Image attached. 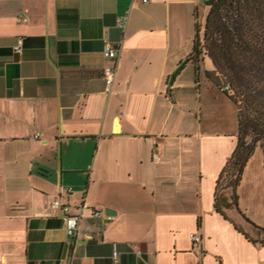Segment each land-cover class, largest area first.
I'll return each mask as SVG.
<instances>
[{"label": "crops", "instance_id": "0c3cea01", "mask_svg": "<svg viewBox=\"0 0 264 264\" xmlns=\"http://www.w3.org/2000/svg\"><path fill=\"white\" fill-rule=\"evenodd\" d=\"M207 1L0 0V264H114L113 245L118 264H264L213 207L238 122L209 59L187 61ZM238 196L264 228L259 148ZM56 198L80 215L76 236Z\"/></svg>", "mask_w": 264, "mask_h": 264}, {"label": "trees", "instance_id": "16d2710c", "mask_svg": "<svg viewBox=\"0 0 264 264\" xmlns=\"http://www.w3.org/2000/svg\"><path fill=\"white\" fill-rule=\"evenodd\" d=\"M205 6L187 61L198 71L209 59L213 69L205 76L234 103L238 122L237 144L217 178L213 207L228 221L224 211L232 210L250 234L233 223L235 229L264 246V228L240 210L238 196L247 162L257 148L264 154V0H208Z\"/></svg>", "mask_w": 264, "mask_h": 264}, {"label": "built area", "instance_id": "2783aa9c", "mask_svg": "<svg viewBox=\"0 0 264 264\" xmlns=\"http://www.w3.org/2000/svg\"><path fill=\"white\" fill-rule=\"evenodd\" d=\"M143 4H149L151 0H140ZM118 24L121 27H124V20H119ZM15 52L20 53L21 52V40L18 41L16 47L14 48ZM103 55L108 59L112 61L111 65H107L103 67V77L105 79V83L107 87H110L114 81L115 74L117 71V57H118V51L116 48L113 47L110 43L106 42L103 47ZM225 91H228V86H225ZM39 134L37 133L35 137H38ZM154 160H158V157L154 155ZM68 192H72V189H68ZM51 209L57 214L60 215L63 218L64 224H65V230L68 236H76L77 230H78V224L80 221V215L70 213V206L66 203H62L59 198L54 199L50 204ZM94 217H99L101 215L100 211H93ZM191 241L195 245H200L201 243V236L199 233H192L190 235ZM112 260L114 264L119 263V252L117 251V248L115 245H113L112 248Z\"/></svg>", "mask_w": 264, "mask_h": 264}, {"label": "water", "instance_id": "95a60500", "mask_svg": "<svg viewBox=\"0 0 264 264\" xmlns=\"http://www.w3.org/2000/svg\"><path fill=\"white\" fill-rule=\"evenodd\" d=\"M111 212V211H110ZM105 214L107 215V216H111V213H109V210L107 209L106 211H105Z\"/></svg>", "mask_w": 264, "mask_h": 264}, {"label": "rangeland", "instance_id": "374dc122", "mask_svg": "<svg viewBox=\"0 0 264 264\" xmlns=\"http://www.w3.org/2000/svg\"><path fill=\"white\" fill-rule=\"evenodd\" d=\"M201 16H202V15H200V21H201V23H202L203 21H202V19H201ZM205 63H206V62H205ZM201 66H202V64H201ZM206 66H207V64H206ZM202 68H203V66H202Z\"/></svg>", "mask_w": 264, "mask_h": 264}]
</instances>
